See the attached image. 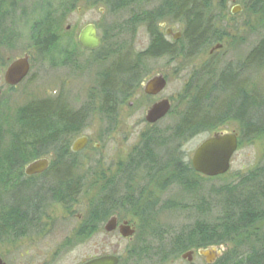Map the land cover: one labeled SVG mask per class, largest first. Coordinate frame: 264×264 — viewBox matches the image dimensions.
Here are the masks:
<instances>
[{
  "label": "flooded vegetation",
  "instance_id": "af4514ba",
  "mask_svg": "<svg viewBox=\"0 0 264 264\" xmlns=\"http://www.w3.org/2000/svg\"><path fill=\"white\" fill-rule=\"evenodd\" d=\"M84 1L77 9L79 14H82L84 6L89 10L97 7V0ZM123 1L116 5L119 7L116 10L104 3L102 7H98V11L103 14L107 7L112 12L128 10L135 5L142 7L128 22L136 27H147L149 46L144 52H132L129 44L120 42L118 37L124 34L125 29L119 25L103 27L94 21L69 25L67 18L62 20V17H57L59 14L44 15V0H0V240L20 241L14 246L24 247L23 245L27 244L24 241L30 240V236H35L39 238L40 244L47 246L44 243L47 235L56 232H66L69 235L64 242L51 249L53 252L49 248L48 252L39 248L42 251V259L38 264H56L61 253L72 251L73 246L86 243H82V239L78 240L79 236L87 241L91 240L93 235L101 230L104 222L102 230L106 234H120L121 227H131L134 235L128 239L130 247L123 250L124 255L87 256L75 264H89L107 256L117 257L118 264H144L145 261L154 264L158 257L157 249L154 251L148 244L137 245L133 240L141 233L152 235L166 232L160 221L170 213L185 211L183 204L173 199L167 201L165 195L174 186L185 193V156L180 153L179 148H174L172 143L185 139V97L189 101L190 97L196 95L193 89L197 78L187 81L184 79L186 92L184 90L182 95L171 99L163 98L152 104L144 121L149 129L141 133L136 146L128 150H123V146L115 148L117 139L130 133L126 124L127 118L123 114L126 104L128 108H133L139 98H160L166 89L156 96L145 92L148 82L156 77H163L167 81V87L169 85V78L163 73L150 75L152 66L155 68L157 61L163 58H168L171 66L176 59L182 64L181 69L185 72V43L180 45L185 32L169 26L172 19L175 22L182 21L185 25V0H160V5L147 11L143 9L158 0ZM228 2L232 4V17L240 15L248 7L250 10L258 5V0H226L218 4L217 10H226L227 14ZM78 5L80 4H64L63 10L66 13L72 12ZM209 6V17L216 25L217 19L220 21L222 16L220 14L219 18H213V4L210 2ZM48 23L57 26L55 32L46 34L43 27ZM30 25L32 29L29 38L33 43L30 51L15 54L16 44L24 39L16 29ZM89 26L96 28L101 40V45L96 50H87L80 45V36ZM168 29H172L173 33L181 32L182 39L174 41L172 36L167 35ZM217 33L215 30V34ZM158 36L172 47L176 44L178 49L165 53L155 49L149 52L150 47H156ZM214 47L209 52L211 57L217 53V50L212 53ZM251 57L246 56L244 62L228 64L224 71L219 73L217 89L214 92L210 89V94L207 87L215 78L213 76L212 79V75L216 65L204 63L202 73L211 77H207L209 80L205 82L206 90L204 83L201 85L199 94L200 100L206 101L209 95L211 97L216 93L214 99H218V102L214 109L219 106L222 98L225 105L219 108L223 110L224 116L237 120H242L243 117L247 125L251 120L248 107L253 103L249 89V74L253 68ZM23 59L29 64L27 75L20 83L9 85L6 81L8 70L14 63ZM42 61L48 62L56 70L54 97L52 100L50 98L30 102L17 112L20 118L23 112L31 109L30 107L34 109L38 106L39 110L42 109L40 114L53 120L54 144L46 146L45 142H40L37 151L40 157L31 162H4L13 143V138L9 141L7 137L10 134V110L3 107L5 91L33 86L39 79L38 73L34 72L35 66ZM199 79L202 80L203 77ZM229 80L231 83L234 81L235 85L227 89L224 86ZM163 100L171 102V111L165 118L173 113L177 103L182 104V114H175L177 125L169 127L165 132L156 129L165 118L155 124L146 120L149 110ZM244 101L247 105L246 114H234L235 105L242 107ZM4 110L6 112H3ZM25 117L30 120L28 114ZM19 118L21 135L24 128L28 130V125L26 129ZM94 122L98 127H93ZM234 133L239 139V135ZM78 140H84L85 146L75 152L73 148ZM40 159H48L49 168L43 173L27 176V166ZM93 170L99 171L96 178ZM85 195L89 196L90 200L85 205L86 211L83 214L79 210L83 206L81 203ZM98 200L105 203V220L95 225L98 214L93 205ZM111 219L116 220L117 228L112 233H107L105 226ZM76 237L80 242L75 243Z\"/></svg>",
  "mask_w": 264,
  "mask_h": 264
},
{
  "label": "rangeland",
  "instance_id": "374dc122",
  "mask_svg": "<svg viewBox=\"0 0 264 264\" xmlns=\"http://www.w3.org/2000/svg\"><path fill=\"white\" fill-rule=\"evenodd\" d=\"M83 2L85 1L44 0L43 3L45 5L43 7V14L46 16L55 13L59 14L60 16L57 17L59 19L62 17V20L64 18H67V23L69 25H77L81 23H86L88 21H94L96 23H99L103 27H112L119 25L123 29H125L124 34H121L119 37L117 34V37L120 42H125L126 45L129 44L130 50L135 53H141L147 50L149 46V36L147 34V27H136L134 24H130L131 22H128V20L132 19L134 14L140 12V9H142V7L135 5V7H132L128 10L122 9L117 12H112L106 6L107 9L105 13L101 14L98 11V7H102L105 1L100 0L96 2L98 3L97 7H94L93 10H89L84 6L82 7V14H79L77 9L83 5H81V3ZM93 2L95 3V1ZM161 2L162 1L158 0L156 3H149L152 5L145 7L143 10H150L156 5H160ZM220 2H226V0L211 1V3L213 4V11L211 16L213 18H219L220 14L222 16L220 21L217 19L215 27H213L211 30V34H213L215 30L218 31V33L215 34V39L218 40H211L209 44L204 46L203 51H201L196 58H193L191 60L185 59V72H183L181 69L182 64L176 59L171 66L169 64L170 60L168 58L158 60L157 64L155 65V68L154 66H152L153 70L150 75L153 76L159 73H163L169 78V85L166 90L159 96L160 98L153 100L139 98L138 102H135L134 99H132V101L135 102V107L133 108H128V104H126V107L124 108L125 111L123 114L127 118L126 124L130 129V133L126 134V136H124L125 138L122 136L117 139L115 148L123 146V150H128L133 146H136L140 141L141 133L149 129V126H147V124L144 122L147 110L156 101H159L163 98L171 99L180 96L184 93V90L186 92V87H184V79L185 81H187L191 80L192 78L198 79L203 77L202 81H200L202 86L203 83L208 82L209 78L207 77L209 75H203L201 70L204 63H212V66L216 65V69H214V74L212 75V79L213 76L215 78L208 83L207 87L208 93L210 94V89H213V92L215 91V87L217 89V79L219 78V73L224 71V68L228 64L232 65L238 62H244L246 56H252L251 54L253 53V51L264 39V0H260V4L255 5L253 8H250V10L248 7L246 11H243L240 15L236 17H232L230 15V9L232 8V4L229 2L227 3V14H225L226 10H223V12L217 10L218 4ZM68 3H77L80 5H78L74 11L66 13V11L63 10L65 8L64 4ZM141 4H143V2H141ZM53 21L54 23H56L55 20ZM171 22L172 23H170L169 26H174L177 30L185 32V25H183L182 21L175 22L172 19ZM54 23H48L43 27L48 34L56 31L57 26ZM66 25L67 24H65L64 27H66ZM30 27L31 25L21 28L18 27L16 29V32H18L20 37H23L24 39L22 40L23 42L20 41V43L18 42V44H16L14 48L15 54L27 50L30 51L31 45L33 44L29 38L30 30L32 29ZM217 45H224V47L220 50H217V53L213 57H211L209 52L212 47H216ZM252 60L253 59H251V61ZM34 72L38 73L39 79L35 82L33 86L28 85L20 87L19 89L14 91H5L3 97L5 103L3 102V107L5 109L9 108L10 110V119L8 121V125L10 126V134L7 136L9 141L12 140V138H14L15 136L19 135L22 130L21 125L18 123L19 114L17 111L20 108L30 102L43 101L50 98L52 100L54 97V77L56 70H54V68L48 62L42 61L40 64L35 66ZM249 76L250 95L252 96L251 98L254 102L248 107V115L251 117V120L248 125L243 119V117L242 120H240L241 118H238L237 120L234 118L226 117L225 122L222 125L218 126L216 131H199L186 139H178L177 141L175 140V142L172 143V146L174 148H177V150L179 148L180 153L184 154L185 164L191 165L192 154L195 152L198 146H200V144H202L208 137H210L214 133L218 131L229 133L236 132L239 135V149L233 156L230 171L226 175L216 179H202V177L200 178L199 176L193 178V181H195L200 188V192L198 195L194 193L190 194L186 191L185 193H183L179 191V188H177L176 186H174L173 189L171 188L170 192L165 195V200L168 201L173 199L183 204V206H185V211L170 213L163 220L160 221V223L165 227L166 230V232L160 234L163 236L162 239H157L151 234L141 233L137 235L136 238L133 240V243H136L137 245L148 244L149 247L154 249V251L155 249H157L158 257L156 263L154 264H206L205 259L198 257V255H196L193 263H189L188 261L182 259V256L185 253H180L173 257L171 251L169 252L168 250L169 254H162L159 253V250L163 246L165 248H172L175 238L178 235L184 234V232L189 231L194 226V224L197 222V220H199L200 217L199 214H197L195 206L201 204L203 198L209 200L211 203L213 211L210 221L213 223L219 216L218 209L215 208L217 206V197L213 192L223 185L236 182L240 177L249 174L256 168L264 166V140H254L253 137L255 136V133L252 130L253 127L249 129V125H251L250 123L255 120L254 114H256V120H260V122L263 124L261 127L262 131L264 132V64L256 69L253 66ZM243 78L245 77L243 76ZM233 84L234 81L231 83V81L229 80L226 82V85L224 87L228 89ZM212 95L214 97H212ZM212 95L210 97L211 100L209 99L204 101V103L207 102L206 111H208V114H212L213 112H215V109H211L209 107H212V105L215 106L218 102V99H214L216 93H213ZM254 97L256 98L257 106L255 105ZM186 105L187 104L185 103V108ZM224 105L225 102H223V99L220 98L219 106L224 107ZM240 106L237 107L235 105L233 112L234 114L241 112L244 116L247 111L246 102L244 101L242 107ZM3 112H6V110H4ZM175 114H182V104H180V102L177 103L176 107H174L173 113H171L170 116L160 122L156 126V129L158 131L165 132L169 130V127L177 125L176 123L178 122V120L175 118ZM93 127H98V124L94 122ZM262 139H264V137ZM93 173H95L94 177L96 178L98 176L97 173H99V171L93 170ZM89 200V196L85 195L83 197L81 203L83 204V206L80 208L79 212L83 214L85 213V205L88 204L87 202ZM104 223L102 224V228L104 226ZM102 228L99 232L94 234L93 238L89 241H87L84 237L82 238V236H79L78 240L82 239L80 241L82 243H86L81 246H73L74 249L72 251L61 253V255H59V257L57 258L56 264H75L77 261L84 259L87 256H101L103 254L124 255L123 250L125 248L127 249L131 245L130 241L128 240L129 238L126 239L122 237L119 233L106 234L104 230H102ZM68 237L69 235H67L66 232H56L47 235L46 240L44 241L47 246H44L43 243H39V238L35 236H30V240L24 241V243H27L23 245L24 247H22V245L14 246L20 241H13V243L11 242V240L3 241L4 239H1L0 257L8 261L9 264H38V262L42 259V251H40L41 249H43L45 252H48L47 248H49L50 250L53 249V247L57 246L60 242H64V240H66ZM78 240L76 237L75 243L80 242ZM162 257H165L164 260ZM144 264L149 263L145 261Z\"/></svg>",
  "mask_w": 264,
  "mask_h": 264
},
{
  "label": "trees",
  "instance_id": "16d2710c",
  "mask_svg": "<svg viewBox=\"0 0 264 264\" xmlns=\"http://www.w3.org/2000/svg\"><path fill=\"white\" fill-rule=\"evenodd\" d=\"M102 1L108 3L115 10L119 8L116 5L124 2L123 0ZM210 2V0H185V36L180 42L182 46L185 43V59L196 58L203 51L204 46L215 39V31L211 34L215 23L209 17ZM259 2L260 0H258V4H260ZM46 34L48 33L46 32ZM153 49L165 53L175 51L178 47L176 44L172 47L158 36L156 47H150L148 51L151 52ZM251 59H253L255 69L264 64V39L253 51ZM200 81L202 80L198 78L195 82L196 86L193 91L196 95L190 97L189 101L185 97L187 104L185 108V139L199 131H216L218 126L225 122L226 117L219 106L212 114H208L206 111L207 102L204 103V100H200L199 96L201 93ZM204 90H206L205 83ZM209 98L210 96L206 100ZM254 99L257 106L256 98L254 97ZM209 108L214 109L215 107L212 105ZM31 109H27L19 118L20 123L26 126V129L28 125V130L26 131L24 128L21 135L13 138L9 155L3 160L4 162L28 163L40 157L37 152L40 142H45L46 146L49 144L53 146L55 138L52 118L42 116L40 114L42 109L39 110L38 106L34 107L33 111ZM26 114L30 116V120L25 117ZM254 116L255 120L250 123L249 129L253 127L254 140L263 141L264 132L261 127L263 124L260 120H256V114ZM196 176L199 175L192 169V166L185 164V191L198 195L200 188L193 181ZM199 177L201 178V176ZM213 193L217 197L215 208L219 212L215 222L210 221L213 211L211 203L203 198L201 204L195 206L197 214L200 216L199 220L189 231L175 238L172 248L163 246L159 253L169 254V250L174 257L180 253L223 246L226 251L215 264H264V167L256 168L249 174L240 177L236 182L223 185ZM104 207V201L94 202L95 212L98 214L95 225L105 220ZM152 236L157 239L163 238L160 234H152Z\"/></svg>",
  "mask_w": 264,
  "mask_h": 264
},
{
  "label": "water",
  "instance_id": "95a60500",
  "mask_svg": "<svg viewBox=\"0 0 264 264\" xmlns=\"http://www.w3.org/2000/svg\"><path fill=\"white\" fill-rule=\"evenodd\" d=\"M167 35L172 36L174 41L182 39V33H173L172 29L167 30ZM80 45L87 50H96L101 45V40L97 34L94 26L87 27L80 36ZM221 45L213 48L212 53L220 50ZM29 71V64L26 59L14 63L7 72L6 81L9 85H16L27 75ZM167 87V81L159 76L148 82L145 87V92L149 95H159ZM2 90L0 88V97ZM171 111V102L163 100L156 103L148 112L146 120L150 124H155L164 119ZM85 146L84 140H78L75 143L73 151H79ZM239 148V139L235 133L216 132L208 137L192 154L191 165L192 169L199 175L205 178H217L226 175L231 168V161ZM50 161L48 159H40L32 162L26 168V175L33 176L43 173L49 168ZM116 220L111 219L105 226L107 233H112L116 230ZM122 237L128 239L134 235L133 230L128 225L120 228ZM226 249L221 247H210L207 249H200L190 251L182 256L183 260L193 263L195 255L205 259L206 264H215L222 256ZM118 258L114 256H107L96 259L89 264H118ZM0 264H6L0 258Z\"/></svg>",
  "mask_w": 264,
  "mask_h": 264
}]
</instances>
